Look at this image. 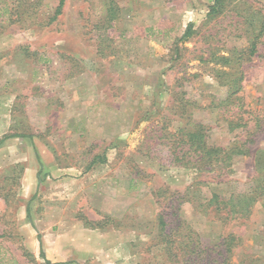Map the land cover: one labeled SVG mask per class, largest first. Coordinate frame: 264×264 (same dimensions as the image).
<instances>
[{
	"label": "rangeland",
	"instance_id": "rangeland-1",
	"mask_svg": "<svg viewBox=\"0 0 264 264\" xmlns=\"http://www.w3.org/2000/svg\"><path fill=\"white\" fill-rule=\"evenodd\" d=\"M58 1L0 0V264H46L17 230L26 167L40 172L33 214L49 231L106 233L111 264H264V194L247 218L197 206L264 175V0L213 15V0H64L48 22ZM236 87L242 107L218 105ZM198 123L209 144L249 151L219 171L172 162L160 135ZM164 229L179 242L190 230L204 252L174 242L169 255Z\"/></svg>",
	"mask_w": 264,
	"mask_h": 264
},
{
	"label": "trees",
	"instance_id": "trees-1",
	"mask_svg": "<svg viewBox=\"0 0 264 264\" xmlns=\"http://www.w3.org/2000/svg\"><path fill=\"white\" fill-rule=\"evenodd\" d=\"M223 0H213L212 5H210V11L209 13L216 14L219 13L222 7ZM64 3V0H59L58 4L55 8L54 14L48 19L50 21H53L61 12L62 5ZM18 13V12H17ZM110 18L114 17V13H110ZM40 24V23H37ZM192 24H189L184 33L182 34V39H186L189 36L193 34V28ZM255 44L252 43L250 49H249V55H253L255 53ZM220 59L224 61H229L228 58L225 57H219ZM241 76L234 78L233 82L239 80ZM234 92L228 93L227 97L224 100H220L218 105L221 104H231L234 103L235 105H238V107H242V105H239L238 102L241 99L238 95H235ZM240 112V110H238ZM227 112V111H225ZM233 112L229 113L232 114ZM238 116V115H237ZM228 115L226 116V121L228 124L229 130H234L235 128L240 126L239 117ZM204 126L201 123L195 124L193 128L190 130L186 129H178L174 133L165 132L160 135V138H164L165 141L163 143V146L169 149L170 155L169 159L172 162L179 163L183 166L187 167H193L196 170H205V171H214V170H221L222 168L229 167L234 155H240L244 152H248L249 149L246 148L245 150L241 149V145H234L232 147L224 148L221 146H215L211 145L207 141V136L205 135L203 131ZM181 131V133L179 132ZM180 134V135H177ZM252 142V141H251ZM157 145H161V142H158ZM38 180L40 181V173L37 174ZM264 175L262 176V179L259 177L255 178V185H253L249 191L244 193H235L229 195V197H223L220 194L216 192H211V194L207 197H200L199 198V204L197 203V206H205L204 211L211 208V212H214V216H219V218H235V217H241V218H247L248 215L251 212V208L253 207L254 202L259 197L258 195L264 194ZM207 183L203 181H194L191 186L196 185L194 190L198 189L199 184ZM261 188V189H257ZM190 188H187V190ZM260 190V191H259ZM197 208V207H195ZM159 223L161 225V230H163V226L165 227L166 224H168L167 221L164 220V217L162 214L159 215ZM188 228V226H186ZM162 239L165 243V250L170 255L172 254V248L173 243L177 242L180 246L183 244V247L179 251H183L181 253V256H191L192 253L200 254V252H204V249L198 248L199 242L198 239H194L191 237L190 230L187 232L181 242L176 241L172 238L170 231H162ZM238 241V236H236L233 233H229L226 236H224L221 240V244L226 248L225 253L229 254L231 252V247ZM193 244V245H192ZM198 248V249H197ZM40 255L43 256L42 251H40ZM227 258V257H226ZM226 258H224L223 262L226 261ZM46 264H51L48 260H45Z\"/></svg>",
	"mask_w": 264,
	"mask_h": 264
},
{
	"label": "crops",
	"instance_id": "crops-1",
	"mask_svg": "<svg viewBox=\"0 0 264 264\" xmlns=\"http://www.w3.org/2000/svg\"><path fill=\"white\" fill-rule=\"evenodd\" d=\"M1 149V147H0ZM34 168L26 167L23 171V183L21 196L25 197L17 214V230L23 238L27 250L36 258L48 260L51 264H111L108 259L106 233L101 230L90 231L82 227L71 231L53 232L47 229L46 222L51 221L47 214L34 215L31 207L32 202L39 190L40 181ZM60 218H63L60 214ZM56 222H60L61 219ZM93 232V233H92ZM93 234V235H92ZM94 238L92 247L89 240ZM42 251L43 256L40 255ZM93 257L94 263L87 260Z\"/></svg>",
	"mask_w": 264,
	"mask_h": 264
}]
</instances>
